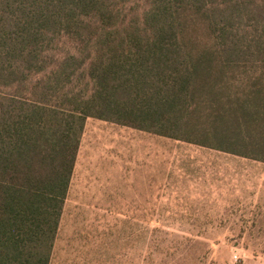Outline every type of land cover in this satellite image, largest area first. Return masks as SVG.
Here are the masks:
<instances>
[{"label": "trees", "instance_id": "trees-1", "mask_svg": "<svg viewBox=\"0 0 264 264\" xmlns=\"http://www.w3.org/2000/svg\"><path fill=\"white\" fill-rule=\"evenodd\" d=\"M87 118L264 162V0H0V264H51Z\"/></svg>", "mask_w": 264, "mask_h": 264}, {"label": "rangeland", "instance_id": "rangeland-1", "mask_svg": "<svg viewBox=\"0 0 264 264\" xmlns=\"http://www.w3.org/2000/svg\"><path fill=\"white\" fill-rule=\"evenodd\" d=\"M51 264H264V162L87 118Z\"/></svg>", "mask_w": 264, "mask_h": 264}, {"label": "crops", "instance_id": "crops-1", "mask_svg": "<svg viewBox=\"0 0 264 264\" xmlns=\"http://www.w3.org/2000/svg\"><path fill=\"white\" fill-rule=\"evenodd\" d=\"M99 120V119H98ZM104 121V120H103ZM106 122H108V121H106ZM109 123H111V124H115V123H112V122H109ZM116 125H118V124H116ZM118 126H121V125H118ZM123 127H127V126H123ZM129 128H131V127H129ZM133 129H135V128H133ZM135 130H138V129H135ZM139 131H141V130H139ZM142 132H144V131H142ZM145 133H147V132H145ZM148 134H150V133H148ZM152 135H155V134H152ZM157 136H159V135H157Z\"/></svg>", "mask_w": 264, "mask_h": 264}]
</instances>
